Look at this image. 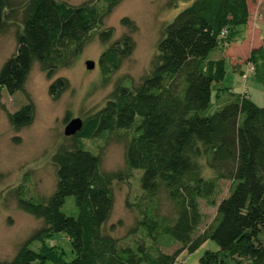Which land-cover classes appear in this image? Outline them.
I'll list each match as a JSON object with an SVG mask.
<instances>
[{
  "label": "trees",
  "instance_id": "trees-1",
  "mask_svg": "<svg viewBox=\"0 0 264 264\" xmlns=\"http://www.w3.org/2000/svg\"><path fill=\"white\" fill-rule=\"evenodd\" d=\"M120 1L75 6L63 0H0V33L18 15L23 25L16 53L0 69V94L23 92L36 63L52 80L94 37L105 46L98 63L106 82L135 47L131 34L114 40V29L105 27ZM179 1L171 0L169 8ZM248 20V0H193L165 25L148 74L138 84L116 85L105 105L82 120L70 146L57 149L52 194L39 199L23 184L15 189L18 207L43 226L0 264H175L183 252L192 254L208 241L220 251H206L199 264H232L229 258L233 264H264V107L231 93L227 104L211 111L212 84L221 79L223 61L208 58L239 38ZM121 22L136 31L128 18ZM70 87L68 79L57 78L49 95L58 100ZM34 117L31 102L8 114L15 131ZM109 134L127 138V168L142 171L141 196L127 202L137 219L119 238L106 225L114 208L113 182L122 176L103 172L100 156L84 144ZM223 181L231 186L218 202ZM200 201L216 207V214L197 234L204 221ZM164 202L169 212H162ZM59 235L68 239L70 253L48 243ZM175 243L180 247L174 252L163 251Z\"/></svg>",
  "mask_w": 264,
  "mask_h": 264
},
{
  "label": "rangeland",
  "instance_id": "rangeland-1",
  "mask_svg": "<svg viewBox=\"0 0 264 264\" xmlns=\"http://www.w3.org/2000/svg\"><path fill=\"white\" fill-rule=\"evenodd\" d=\"M13 3L26 0H10ZM71 5H80L88 0H63ZM171 0H121L112 14L107 18L105 27L114 29V40L124 35L134 39L135 47L127 58L106 82L103 81L98 60L105 49L97 37L90 41L76 61L68 68L61 69L52 80L36 63L32 67L23 92L10 95L5 89L0 94V260L13 258L20 245L36 230L43 226L37 219L18 207L15 189L23 184L32 196L45 199L55 190L56 175L52 165V157L60 146L69 147L70 137L64 135L68 122L74 118L84 120L87 116L100 110L109 100L118 84H138L148 74L157 43L161 39V30L171 23L175 16L192 4L179 1V7L170 9ZM184 1V0H183ZM7 11V9H6ZM128 18L135 24L136 31L122 25V19ZM20 15L13 23H8L0 33V69L11 58L17 49L16 34L22 30ZM256 63L250 60L239 69L227 60L223 62L221 79L212 84V112L227 104L231 93L249 95L259 107H264V45L256 54ZM92 61L95 67L87 69L86 62ZM253 63V72H247V65ZM233 64V65H232ZM69 80L71 87L58 100L49 95V86L57 78ZM219 96L217 97V94ZM31 102L35 108L32 124L19 131L10 125L8 114L14 113ZM127 138L109 134L105 139L85 140V147L101 158L102 170L122 176L113 182L114 208L106 228H113V235L124 237L137 219V213L127 207V202L135 203L141 196L139 172L130 171L125 162ZM209 176L210 171H204ZM230 181L222 182V193L218 202L229 194ZM162 212L170 211L168 202L163 204ZM65 212L71 214L66 208ZM200 209L204 216L203 224L197 234L202 233L213 221L216 207L208 206L200 201ZM138 236H134L137 238ZM133 238V239H134ZM264 238V228L261 232ZM52 246H59L70 253V244L66 237L48 241ZM180 245L175 243L163 248L172 253ZM37 248V244L34 245ZM206 251L219 252L214 241L204 243L192 254L183 252L177 259L178 264H199ZM186 259V260H185ZM228 261L232 260L229 258ZM240 264H244L241 261Z\"/></svg>",
  "mask_w": 264,
  "mask_h": 264
},
{
  "label": "crops",
  "instance_id": "crops-1",
  "mask_svg": "<svg viewBox=\"0 0 264 264\" xmlns=\"http://www.w3.org/2000/svg\"><path fill=\"white\" fill-rule=\"evenodd\" d=\"M248 10L249 20L242 35L231 44L215 48L208 58L209 61L222 60L226 63L229 60L242 69L250 60L252 52L257 54L261 50L264 45V0H248ZM256 54L254 59L250 60L254 64L257 60ZM248 97L250 98L249 95Z\"/></svg>",
  "mask_w": 264,
  "mask_h": 264
},
{
  "label": "water",
  "instance_id": "water-1",
  "mask_svg": "<svg viewBox=\"0 0 264 264\" xmlns=\"http://www.w3.org/2000/svg\"><path fill=\"white\" fill-rule=\"evenodd\" d=\"M87 69L91 70L95 67L94 62L87 61L86 62ZM83 122L80 118H74L68 122L64 129V135L66 137L74 136L76 133H78L82 128Z\"/></svg>",
  "mask_w": 264,
  "mask_h": 264
},
{
  "label": "built area",
  "instance_id": "built-area-1",
  "mask_svg": "<svg viewBox=\"0 0 264 264\" xmlns=\"http://www.w3.org/2000/svg\"><path fill=\"white\" fill-rule=\"evenodd\" d=\"M253 70H254V68H253V63L250 64L249 67H248V65H247V72H246V73H251V72H253Z\"/></svg>",
  "mask_w": 264,
  "mask_h": 264
}]
</instances>
